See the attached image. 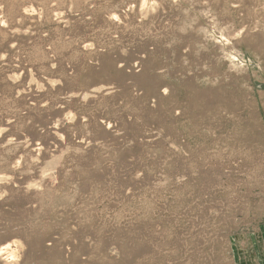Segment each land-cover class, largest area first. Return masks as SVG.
I'll return each mask as SVG.
<instances>
[{
    "label": "rangeland",
    "instance_id": "374dc122",
    "mask_svg": "<svg viewBox=\"0 0 264 264\" xmlns=\"http://www.w3.org/2000/svg\"><path fill=\"white\" fill-rule=\"evenodd\" d=\"M7 1L0 264H263L264 0Z\"/></svg>",
    "mask_w": 264,
    "mask_h": 264
},
{
    "label": "bare ground",
    "instance_id": "6f19581e",
    "mask_svg": "<svg viewBox=\"0 0 264 264\" xmlns=\"http://www.w3.org/2000/svg\"><path fill=\"white\" fill-rule=\"evenodd\" d=\"M6 1H7V0H6ZM16 1H17V0H16ZM21 1H22V0H21ZM7 2H8V1H7ZM10 2H11V1H10ZM18 2H19V1H18ZM14 3H15V2H14ZM6 5H7V4H6ZM8 5H10V3H9ZM18 5H19V4H18ZM21 5H22V4H21ZM11 6H13L12 3H11ZM8 7H10V6H8ZM7 9H9V8H7ZM14 9H15V8H14ZM13 11H14V10H12V12H13ZM20 12H22V11L20 10ZM23 12H24V11H23ZM10 13H11V11H10ZM12 14H13V13H12ZM17 15H18V14H17ZM13 18H14V17H13ZM2 249L5 250V252H6V250L9 251L11 248L9 249V246H8V247L5 246V248H2ZM0 252H1V251H0ZM12 253H13V252H12ZM12 253H11V255H12ZM13 255H14V254H13Z\"/></svg>",
    "mask_w": 264,
    "mask_h": 264
},
{
    "label": "crops",
    "instance_id": "0c3cea01",
    "mask_svg": "<svg viewBox=\"0 0 264 264\" xmlns=\"http://www.w3.org/2000/svg\"><path fill=\"white\" fill-rule=\"evenodd\" d=\"M261 261H262V262H263V264H264V259H262V258H261Z\"/></svg>",
    "mask_w": 264,
    "mask_h": 264
}]
</instances>
